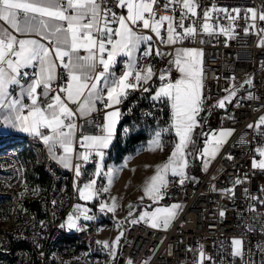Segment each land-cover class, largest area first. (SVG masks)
I'll return each mask as SVG.
<instances>
[{
  "label": "snow or ice",
  "instance_id": "obj_1",
  "mask_svg": "<svg viewBox=\"0 0 264 264\" xmlns=\"http://www.w3.org/2000/svg\"><path fill=\"white\" fill-rule=\"evenodd\" d=\"M200 7L196 0H0V21L4 22L0 25V124L5 129L18 130L41 140L50 158L74 171V187L79 198L93 201L101 192L109 191L114 175L120 171V168L104 170L106 150L117 135L122 117L118 106L128 98L130 90L150 92L149 82L157 74L152 64H140L142 46H145L144 57L153 52V36L145 30L154 33L165 45H176L188 38L195 40L198 27L211 35L217 31L209 22L213 13H227L228 9H217L215 4L204 8L202 22L198 26L195 18ZM177 8L179 18L176 16ZM232 11L238 14L240 9ZM247 11L251 13L253 22L257 17L264 21V10L258 13L255 8H250ZM186 18L191 19L187 26L184 23ZM228 18L236 19L235 16ZM250 27H255V24ZM218 31L231 39V27L220 26ZM262 33L264 28L257 34ZM259 46L264 47V36L259 40ZM155 55L164 53L156 48ZM119 57H125V60L118 73ZM168 63L169 68L159 72L160 84L151 99L170 106V123L154 131L147 148L163 150L165 133L174 132L176 141L167 161L157 166L155 174L144 186L145 195L154 203L167 194L169 175L178 177L181 185L186 179H195L187 172L188 149L195 143V130L201 126L199 117L204 111L203 50L177 47ZM173 65L180 73L177 79L172 77ZM235 79L233 76L232 80ZM244 83L253 86L251 78ZM226 91L229 94L217 101L219 108H225L237 95L235 84ZM248 97L255 98L252 92ZM98 104L106 110L103 123H96L95 118L87 119L100 112ZM80 119L92 124L96 131L85 133L78 123ZM262 126L264 116L255 125H248L264 133ZM124 131L129 132L130 129L125 128ZM234 131L221 128L218 132L201 133L205 137L204 147L200 150L205 171ZM255 151L261 158L253 159L252 167L264 170V146L257 147ZM89 161H94L97 166L81 186L82 166ZM101 175L107 178L108 186L97 188V178ZM241 182L237 178L236 183ZM33 191L38 192V189ZM224 191L235 194L234 188ZM52 204L55 205L56 201L53 200ZM99 207L101 212L115 213L118 204L113 197L111 204L102 200ZM181 208L178 203L155 207L153 211L145 210L131 223L144 221L154 229L166 230ZM90 212L91 209L77 203L60 227L82 230L80 218L93 220ZM220 215L224 216L225 212L222 210ZM123 235L120 232L111 243L107 240L97 243L102 244L114 260ZM231 243L233 255L243 259V238H233ZM258 246L264 250V246ZM206 258L211 259L206 257L201 246L197 264H204ZM128 264L134 262L129 260Z\"/></svg>",
  "mask_w": 264,
  "mask_h": 264
},
{
  "label": "built area",
  "instance_id": "obj_2",
  "mask_svg": "<svg viewBox=\"0 0 264 264\" xmlns=\"http://www.w3.org/2000/svg\"><path fill=\"white\" fill-rule=\"evenodd\" d=\"M196 2L201 6L195 18L198 26L202 22L203 9L212 4L217 9L226 8L228 12L213 13L209 22L217 28L215 33H203L198 27L195 40L188 38L176 45L161 44L160 38L145 30L153 36V52L144 57L145 46H142L140 64H152L157 74L149 82L150 92L130 90L128 98L118 106L122 111L119 125L123 131L125 128L163 127L167 123L170 106L154 102L151 95L159 87V72L169 68L168 62L174 57L175 49L191 47L203 50L205 116L202 127L209 132H218L221 128L235 131L211 161L204 176L190 172L188 176L195 179H186L183 185L179 184L178 177L172 180L174 192L171 201L182 208L169 228L154 229L144 221L130 223L115 259L110 257L107 264H128L129 260L134 264H197L201 246L206 257H211L210 260L206 258L204 264H264V250L258 246H264V170L252 167L253 159L261 158L255 149L264 146V133L248 127L258 123L264 115V47L259 46L264 33L257 34L264 28V21L257 17L253 22L251 13L247 11L250 8H255L258 13L264 10V0ZM236 8L240 9L238 14L232 11ZM114 10L121 11L118 8ZM179 15L177 8V18ZM230 16L236 19L230 20ZM184 23L189 25L191 19L186 18ZM253 23L255 27H250ZM220 26L231 27V39L218 31ZM156 48L164 55L156 56ZM123 66L117 67V72ZM172 77L178 78L174 65ZM248 78L253 80V86L244 83ZM233 84L237 89L236 97L225 108H219L217 101L229 94L226 90H231ZM249 92L255 98L250 99ZM98 108L100 112L87 119L95 118L96 123H103L106 110L102 104H98ZM78 123L85 133L96 131L85 119ZM19 144H25L32 150L36 163L49 176L50 184L38 200L39 211L24 208L17 219L25 170L22 159L11 147ZM106 152L105 160L111 157V150ZM96 166L94 161L83 165L79 183L84 178L88 180ZM237 178L242 181L240 184L236 183ZM74 181V171L50 158L47 147L38 138L0 134V200L12 202L13 214L7 225L0 227V264H99V219L95 211L90 212L94 216L90 222L80 218L82 230L60 227L79 203ZM233 188L234 195L224 191ZM222 210L224 216L220 215ZM233 238L244 240L243 259L233 255Z\"/></svg>",
  "mask_w": 264,
  "mask_h": 264
},
{
  "label": "rangeland",
  "instance_id": "obj_3",
  "mask_svg": "<svg viewBox=\"0 0 264 264\" xmlns=\"http://www.w3.org/2000/svg\"><path fill=\"white\" fill-rule=\"evenodd\" d=\"M179 76L180 73L178 72V78ZM170 115H171V110L167 119V123L163 127H166L167 124L170 123ZM204 116L205 114L203 111L200 113V117H199L201 119V126L197 127V129L195 130V134H194L195 143L190 145L188 149V159H189V166L187 169L188 173L190 172L193 173V168L195 166L196 158L201 159L200 150L204 147V141L202 140L203 135L201 134L202 132H200V128L201 130L203 128L202 124H203ZM157 128L158 127L144 128V131L147 135V139L143 143H140L136 146H130L126 144V134L131 133L132 131L138 129L137 128L130 129L129 132H125L123 130L121 137H122V142L125 145L123 148L128 147L127 153L123 155L120 161H116L115 153L113 154V156H111V158L107 162L106 160H104L105 171H108L109 168H120V171L114 175L113 183L111 186H109V191L101 192L93 201H84L78 197L79 204L85 205L89 209L95 211L98 215L99 230L97 234V241L107 240L111 243L120 234V232H123L124 235L120 239V244H121L122 240L125 237V232L127 231L126 229H128V226L133 218H139V216L142 215L145 210L153 211L155 207H160L159 204L163 203L169 197V195L171 194L170 192L172 190L174 192L172 180L175 177L169 175L168 179L170 183L165 189L167 194L164 196V198L161 201H159L158 203H154L144 193V186L146 182L149 180L150 177H152L155 174L157 166L167 161L168 157L171 154L173 145L176 141L174 132L165 133L163 150H159V149L155 151L149 150L147 148V142L152 138L154 131ZM23 147L24 144H19V145H13L11 149L12 151L17 152ZM125 161H127V163H125ZM201 168L205 171L203 167L202 159H201ZM24 169L26 170L25 165H24ZM85 182H87L86 178L81 180L79 184L82 186L83 183ZM101 185L108 186L107 178L103 175L97 178V185H96L97 188H100ZM34 189H38V192H34L33 191ZM22 193L25 194L21 197V200L17 206V213H16L17 219L20 218L21 211L24 209V205L22 204L23 201L25 199L38 201L44 195L45 191L37 186H32L31 184H29L25 177ZM113 197L116 198L118 204L115 213L108 212L107 210L101 212L99 207L100 202L103 200L111 204ZM141 197H143V199H141ZM168 203L170 205V202ZM9 207L10 206L7 204V208L0 209V227L6 226L13 215L12 214L10 218H8L5 215ZM85 221L90 222L92 220H85ZM17 223L18 220L15 222L14 225H16ZM118 224L120 225L119 227H117ZM120 244L118 246V249L120 247ZM98 251H99V257H98L99 264H107L111 257L108 254V250L105 249L102 246V244L98 243Z\"/></svg>",
  "mask_w": 264,
  "mask_h": 264
},
{
  "label": "trees",
  "instance_id": "obj_4",
  "mask_svg": "<svg viewBox=\"0 0 264 264\" xmlns=\"http://www.w3.org/2000/svg\"><path fill=\"white\" fill-rule=\"evenodd\" d=\"M200 132H209L205 129L200 128ZM122 130L121 127H119L117 131L116 138L114 140V143L111 146V156L115 153L116 156V161H120L127 153V148H123L125 145L122 142ZM147 139V135L144 131V129H138L134 130L131 133L126 134V144L130 146H136L140 143H143ZM202 140H205V137H202ZM18 156L22 159L23 166L25 165L26 170H25V177L26 180L29 184L32 186H37L47 192L49 184H50V179L47 173L45 172L44 168L36 163L35 156L32 152V150L28 146H24L21 148L19 151H17ZM111 158V157H110ZM193 174L199 175V176H204L205 171L201 168V159L196 158L195 161V166L193 168ZM171 194L173 193V190L170 192ZM171 194L169 197L161 204L160 206H168L170 202V205L173 203L171 201ZM168 203V204H167ZM7 204L10 206L7 209L6 216L8 218L11 217L12 215V202L8 199L0 200V209L1 208H7ZM24 205V208L31 209L33 211L38 212L39 211V202L37 200H29L25 199L22 203ZM127 230V229H126ZM126 234V232H125Z\"/></svg>",
  "mask_w": 264,
  "mask_h": 264
},
{
  "label": "crops",
  "instance_id": "obj_5",
  "mask_svg": "<svg viewBox=\"0 0 264 264\" xmlns=\"http://www.w3.org/2000/svg\"><path fill=\"white\" fill-rule=\"evenodd\" d=\"M4 24V22H2V23H0V25H3ZM5 27L7 26V25H4ZM162 34H164L163 33V30H162ZM118 60H119V62L117 63V65H116V68L117 67H120L121 65H123V62H124V60H125V57H119L118 58ZM31 69H28V71H30ZM119 73V72H118ZM72 107H75V105H72ZM264 116V115H263ZM119 127H120V125H118V129H119ZM262 128H264V126H262ZM118 129H117V131H118ZM122 130V129H121ZM258 131L259 132H262L261 130H259L258 129ZM0 134L1 135H3V136H5V137H14V136H30L29 134H27V133H23V132H20V131H18V130H14V129H5V128H3V126H2V124H0ZM116 138V137H115ZM115 140V139H114ZM113 143H114V141H113ZM112 143V144H113ZM24 146H27V145H25L24 144ZM112 146V145H111ZM111 146H110V150H111ZM224 146V145H223ZM223 148V147H222ZM218 156V155H217ZM216 156V157H217ZM215 157V158H216ZM110 159V158H109ZM109 159H107L106 160V162L109 160ZM46 193V192H45ZM44 193V194H45Z\"/></svg>",
  "mask_w": 264,
  "mask_h": 264
}]
</instances>
